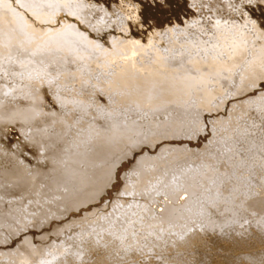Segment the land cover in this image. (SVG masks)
Instances as JSON below:
<instances>
[{
  "label": "bare ground",
  "instance_id": "6f19581e",
  "mask_svg": "<svg viewBox=\"0 0 264 264\" xmlns=\"http://www.w3.org/2000/svg\"><path fill=\"white\" fill-rule=\"evenodd\" d=\"M262 86L264 0H0V264H264Z\"/></svg>",
  "mask_w": 264,
  "mask_h": 264
},
{
  "label": "rangeland",
  "instance_id": "374dc122",
  "mask_svg": "<svg viewBox=\"0 0 264 264\" xmlns=\"http://www.w3.org/2000/svg\"><path fill=\"white\" fill-rule=\"evenodd\" d=\"M187 5V7H186V9L188 10L187 12H182V13H184V16L186 17V18H188V19H191V17H190V14L189 13H192V15L193 14H195L196 15V13H194L193 12V9H191V7L189 6V2L188 3H186ZM194 15V16H195ZM172 19H174V18H172ZM176 19V18H175ZM174 19V20H175ZM178 22H180V23H182L183 24V20H182V18L181 17H178ZM181 20V21H180ZM136 36H138V34H136ZM262 87H264V86H262ZM205 137H202V138H200V139H198L196 142H194V143H192L194 146H201V144H202V142L203 141H205L206 139H208V138H206L205 140ZM130 165H131V162L129 163V164H125V166L123 167V168H120V172L122 173L123 171H125V169L126 170H128V168L130 167ZM119 172V173H120ZM119 187H120V185H119V183H117V185L115 186V190L117 191V189H119ZM113 195H114V192H109V195L108 196H106L105 197V199H107V200H112L113 199Z\"/></svg>",
  "mask_w": 264,
  "mask_h": 264
}]
</instances>
